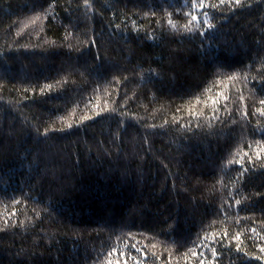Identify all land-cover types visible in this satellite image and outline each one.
Masks as SVG:
<instances>
[{
	"label": "trees",
	"instance_id": "16d2710c",
	"mask_svg": "<svg viewBox=\"0 0 264 264\" xmlns=\"http://www.w3.org/2000/svg\"><path fill=\"white\" fill-rule=\"evenodd\" d=\"M205 3L0 0V264H264V0Z\"/></svg>",
	"mask_w": 264,
	"mask_h": 264
},
{
	"label": "snow or ice",
	"instance_id": "6c2138e0",
	"mask_svg": "<svg viewBox=\"0 0 264 264\" xmlns=\"http://www.w3.org/2000/svg\"><path fill=\"white\" fill-rule=\"evenodd\" d=\"M220 3H221V4L225 3V0H220ZM240 3H241V0H235V4H236V5H240ZM85 6H86V7L89 6V5H88V0H85ZM191 6H192L193 9H197V8H199V9H201V10H203L205 7H215V5H206L205 0H192V5H191ZM189 15L191 16V21H194V22H197V23L200 22L198 16H196V15H194V14H192V13H189ZM203 15H204V17H205L203 23L206 24V25H208L209 28H212L213 25H211L210 22H209V19H208V13H207V12H203ZM169 23H171V21H169ZM189 31H191V29H189ZM200 34H201V35H204L205 33L202 32V33H200ZM217 95H219V94H217ZM210 99H211V102H212L213 105H216V104L219 103V101H218L216 98H210ZM224 99L227 100L228 97H224ZM197 102L199 103V100H198ZM259 103H260L261 105H264V99L260 100ZM260 112H261V115H264V108H261V109H260ZM197 126L199 127V125H197ZM257 156H259V153H257ZM229 163H232V161H229ZM236 203L239 204L240 202L237 201ZM224 235H225V237H227V233H225ZM235 238L238 240V239H239V236H236ZM205 239H207V237H205ZM214 242H215V237H213L212 240L209 241V243H214ZM237 250H239V246L237 247ZM212 251H213V253L215 254V249H212ZM260 251H261L262 253H264V247L260 248ZM193 255L195 256L196 253L193 252ZM256 259H261V257H256ZM108 264H112V262L109 261ZM117 264H119L118 261H117Z\"/></svg>",
	"mask_w": 264,
	"mask_h": 264
}]
</instances>
